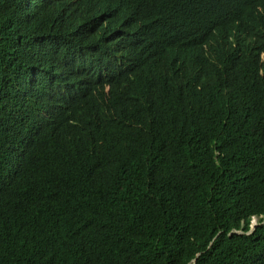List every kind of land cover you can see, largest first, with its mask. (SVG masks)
Instances as JSON below:
<instances>
[{"label": "trees", "instance_id": "1", "mask_svg": "<svg viewBox=\"0 0 264 264\" xmlns=\"http://www.w3.org/2000/svg\"><path fill=\"white\" fill-rule=\"evenodd\" d=\"M32 1L0 0V264H264V0Z\"/></svg>", "mask_w": 264, "mask_h": 264}, {"label": "rangeland", "instance_id": "2", "mask_svg": "<svg viewBox=\"0 0 264 264\" xmlns=\"http://www.w3.org/2000/svg\"><path fill=\"white\" fill-rule=\"evenodd\" d=\"M256 223H258L257 222V217H252V219H251V225H254Z\"/></svg>", "mask_w": 264, "mask_h": 264}, {"label": "water", "instance_id": "3", "mask_svg": "<svg viewBox=\"0 0 264 264\" xmlns=\"http://www.w3.org/2000/svg\"><path fill=\"white\" fill-rule=\"evenodd\" d=\"M256 225H257V224L251 225V226H250V230H249L248 232L252 231V230L256 227ZM194 261H195V260H193L192 262H194Z\"/></svg>", "mask_w": 264, "mask_h": 264}, {"label": "clouds", "instance_id": "4", "mask_svg": "<svg viewBox=\"0 0 264 264\" xmlns=\"http://www.w3.org/2000/svg\"><path fill=\"white\" fill-rule=\"evenodd\" d=\"M70 59H71V58H67V60H69V61H70ZM107 88H108V86H107ZM256 224H257V223H256ZM250 226H251V224H250Z\"/></svg>", "mask_w": 264, "mask_h": 264}, {"label": "bare ground", "instance_id": "5", "mask_svg": "<svg viewBox=\"0 0 264 264\" xmlns=\"http://www.w3.org/2000/svg\"><path fill=\"white\" fill-rule=\"evenodd\" d=\"M33 1H34V0H33ZM33 1H32V2H33ZM255 24H256V23H255ZM199 41H201V40H199ZM110 52H111V51H110ZM110 52H109V53H110ZM117 56H118V55H117ZM121 62H122V61H121ZM117 65H118V64H117ZM118 66H119V65H118ZM260 221H261V220H260Z\"/></svg>", "mask_w": 264, "mask_h": 264}]
</instances>
